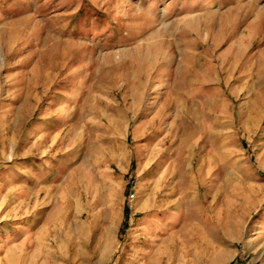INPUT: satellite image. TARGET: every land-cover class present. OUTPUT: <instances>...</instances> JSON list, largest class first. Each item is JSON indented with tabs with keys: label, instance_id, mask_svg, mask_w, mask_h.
Segmentation results:
<instances>
[{
	"label": "rangeland",
	"instance_id": "1",
	"mask_svg": "<svg viewBox=\"0 0 264 264\" xmlns=\"http://www.w3.org/2000/svg\"><path fill=\"white\" fill-rule=\"evenodd\" d=\"M0 264H264V0H0Z\"/></svg>",
	"mask_w": 264,
	"mask_h": 264
}]
</instances>
